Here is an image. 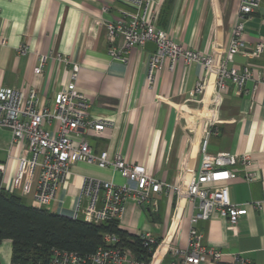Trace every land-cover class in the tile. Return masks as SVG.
<instances>
[{"label":"crops","instance_id":"crops-1","mask_svg":"<svg viewBox=\"0 0 264 264\" xmlns=\"http://www.w3.org/2000/svg\"><path fill=\"white\" fill-rule=\"evenodd\" d=\"M157 1L158 28L184 48L223 58L239 0ZM124 11L132 8L122 0H0V87L24 93L33 90L41 105H48L70 82V63L78 64L75 87L90 103V118L111 122L101 135L80 131L93 154L107 152L109 158L121 154L130 164L144 166L148 175L169 185L179 183L185 189L190 173L199 167L200 139L209 132L208 154L248 155L258 173L255 182L245 183L240 178L242 171L234 168L239 178L228 183L231 201L259 199L264 189L262 88L251 96L239 94L228 83L224 92H218L213 76L199 64H186L183 59L175 62L173 69L166 65L157 70L148 87L145 76L151 52L144 47L133 48L124 55L125 61L108 54L118 39L107 35L105 25L120 18ZM244 43L245 52L260 44L261 54H237L228 68L248 66L254 76L264 72V0L245 24ZM21 46L26 48L25 53L17 54ZM57 55L66 57L69 63L58 60ZM41 57L45 62L36 75L33 70ZM201 80L205 86L196 95L194 89ZM250 87L248 83L246 88ZM10 141L11 132L0 128L5 185L15 169L13 157L20 155V149L10 148ZM35 177L29 193L16 194L34 202ZM86 177L118 185L125 182L112 167L100 169L93 163L78 161L71 166L66 182L47 210L83 220L86 200L80 199L79 193ZM154 199L144 209L128 200L118 220L119 229L130 236L149 233L162 247H183L193 206L172 191L163 190ZM177 207L182 208L178 216L174 214ZM194 228L202 234L206 247L223 254L222 264H230L236 253L252 264H264L262 214L247 208L235 232L220 218L199 221ZM10 258L11 242L3 240L0 264H10Z\"/></svg>","mask_w":264,"mask_h":264},{"label":"built area","instance_id":"built-area-1","mask_svg":"<svg viewBox=\"0 0 264 264\" xmlns=\"http://www.w3.org/2000/svg\"><path fill=\"white\" fill-rule=\"evenodd\" d=\"M122 1L132 11L122 12L120 18L105 25L107 35L118 39V44L109 49L108 54L112 59L125 61L124 55L131 49L142 48L147 42L155 44L156 51L151 52L147 63L145 82L148 87H151L157 70L166 65L173 69L175 62L183 59L186 64H199L207 75L213 76L218 92H224L230 83L239 94L253 96L260 88L264 94V72L254 76L248 66L228 68L237 54L258 56L262 52L260 44L251 52H245L244 43L245 24L258 9L261 0H239L236 21L221 60L184 48L158 28L156 6L159 1ZM25 50L21 46L17 54H24ZM56 58L69 63L66 57L57 55ZM44 62L45 57H41L33 70L36 75L41 73ZM70 69L67 87L59 90L48 105H41L33 90L24 93L15 88L0 87V128L11 132L10 148L20 149V155L13 157L15 169L6 185L3 181L5 164L0 163V190L29 193L36 174L32 200L37 208L47 209L66 182L71 166L82 161L93 163L100 169L112 167L125 181L118 185L93 177L83 179L79 198L86 200L83 214L85 222L98 225L110 220L118 221L128 200H133L144 209L146 205L154 203V198L163 190L174 192L176 197L191 204L194 210L189 216L183 247L174 244L162 247L149 233L138 236L150 252L147 263L137 261L129 249L121 247L116 235L104 234V246L98 247L92 254L80 255L58 248L50 249L48 264H222L223 254L217 249L206 247L202 242V234L194 226L199 221L220 218L226 222L228 229L235 232L247 208L262 214L264 220V189L256 200L234 203L230 199L228 183L239 178L235 167L242 171L240 178L245 183H253L258 179L251 158L245 154H208L210 133L205 132L198 147L201 155L199 167L190 173L187 186L182 189L179 183L169 185L148 175L144 166L130 164L121 154L116 153L111 158L107 152L95 155L89 143L80 137V131L88 130L94 135H101L111 122L104 118H90V103L75 87L79 65L70 63ZM248 83L251 85L249 89L246 88ZM204 86L203 80L198 81L194 93H201ZM24 176L26 179L22 183ZM181 211L182 208L177 207L174 214L178 216ZM164 259H168V262L163 263ZM230 264L252 263L241 253H236Z\"/></svg>","mask_w":264,"mask_h":264},{"label":"trees","instance_id":"trees-1","mask_svg":"<svg viewBox=\"0 0 264 264\" xmlns=\"http://www.w3.org/2000/svg\"><path fill=\"white\" fill-rule=\"evenodd\" d=\"M118 226L117 220L96 225L61 216L24 204L16 191L0 190V242H11L10 264H48L52 248L92 254L104 246V234L116 235L121 247L129 249L137 261L147 263L150 252L143 241Z\"/></svg>","mask_w":264,"mask_h":264},{"label":"water","instance_id":"water-1","mask_svg":"<svg viewBox=\"0 0 264 264\" xmlns=\"http://www.w3.org/2000/svg\"><path fill=\"white\" fill-rule=\"evenodd\" d=\"M144 48L149 51V52H152L154 53L156 51V46L155 44L151 43V42H147L145 45H144Z\"/></svg>","mask_w":264,"mask_h":264},{"label":"rangeland","instance_id":"rangeland-1","mask_svg":"<svg viewBox=\"0 0 264 264\" xmlns=\"http://www.w3.org/2000/svg\"><path fill=\"white\" fill-rule=\"evenodd\" d=\"M23 202H24V204L34 206V202L28 200L26 197H23ZM6 254H7V256H8V249H6ZM165 262H168V261H165Z\"/></svg>","mask_w":264,"mask_h":264}]
</instances>
